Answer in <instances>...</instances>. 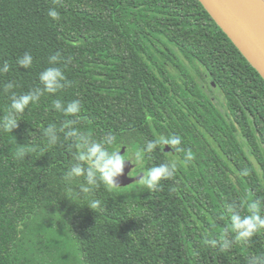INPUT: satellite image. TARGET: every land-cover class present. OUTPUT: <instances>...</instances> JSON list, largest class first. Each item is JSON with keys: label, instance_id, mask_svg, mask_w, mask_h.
I'll return each instance as SVG.
<instances>
[{"label": "trees", "instance_id": "16d2710c", "mask_svg": "<svg viewBox=\"0 0 264 264\" xmlns=\"http://www.w3.org/2000/svg\"><path fill=\"white\" fill-rule=\"evenodd\" d=\"M5 63L0 120L13 95L43 90L47 68L65 79L17 114L12 132L0 123V264H249L264 255V230L236 242L230 221L252 203L264 215V79L199 0H0ZM57 100L80 111L65 114ZM161 136L180 143L150 151ZM94 143L123 152L134 177L175 168L156 190L91 185V161L79 157ZM78 165L84 174L66 180ZM90 200L100 201L94 211Z\"/></svg>", "mask_w": 264, "mask_h": 264}, {"label": "clouds", "instance_id": "9594fccd", "mask_svg": "<svg viewBox=\"0 0 264 264\" xmlns=\"http://www.w3.org/2000/svg\"><path fill=\"white\" fill-rule=\"evenodd\" d=\"M48 15L53 19L58 18L59 13L55 9H50ZM58 60L57 56H52L50 58L51 63H56ZM33 63V57L30 54H25L23 57L18 59V64L23 68H29ZM8 64L5 63L0 72H7ZM65 76L60 68L50 67L40 73L39 80L43 84V90H40L38 94H33L29 92L23 95H13L11 103V113L0 120L3 128L6 131H11L18 127V120L16 119L17 114H23L25 109L32 103H35L39 100L42 95V91H47L48 93H56L62 86L59 83L61 80H64ZM12 84L6 86L7 89H11ZM57 110L62 109V104L59 100L55 101L54 104ZM63 112L65 114H74L80 111V106L73 102L67 104L66 107H63ZM114 138L109 137L107 143L112 144ZM55 138H53V142ZM180 143L179 140L167 139L163 136L156 139L154 142L149 143V150H153L158 146H172L175 147ZM121 151H111L106 150L100 143H94L88 149L87 155H81L79 159L81 161L87 159L91 161V167L86 170V178L89 184L96 185L97 182L103 183L109 190L118 188L116 179L124 174V167L127 162H131L129 159L125 158V155L120 154ZM18 157H23L24 153L18 152ZM191 158V156H190ZM144 159L143 151H138L135 153V160L137 163H141ZM132 163V162H131ZM175 168L174 165L170 166L168 164L161 165L160 167L152 168L150 171H147L145 175L142 176V183L149 189L156 190L160 184V181L170 177L171 170ZM85 169L81 166H76L72 172L68 173L66 180H71L73 174L76 177L83 175ZM85 193H89L88 188H84ZM100 206L99 200H90L87 207L91 210H95ZM251 212L246 216L231 215L230 221L232 226V231L235 233L236 242H244L255 237L259 232L264 230V215L261 214V207L257 203H252L250 205ZM223 240V237L222 239ZM213 244H216L217 241H213ZM222 248H230L231 245L225 240L221 244ZM249 264H264V255H256L249 259Z\"/></svg>", "mask_w": 264, "mask_h": 264}, {"label": "water", "instance_id": "95a60500", "mask_svg": "<svg viewBox=\"0 0 264 264\" xmlns=\"http://www.w3.org/2000/svg\"><path fill=\"white\" fill-rule=\"evenodd\" d=\"M199 1L264 79V0ZM165 151L171 148L166 146ZM134 169L133 163L125 164L124 174L116 179L118 188L141 181L143 175L131 176Z\"/></svg>", "mask_w": 264, "mask_h": 264}, {"label": "rangeland", "instance_id": "374dc122", "mask_svg": "<svg viewBox=\"0 0 264 264\" xmlns=\"http://www.w3.org/2000/svg\"><path fill=\"white\" fill-rule=\"evenodd\" d=\"M135 174V173H134ZM133 176V175H132ZM137 176V175H136ZM134 177V176H133Z\"/></svg>", "mask_w": 264, "mask_h": 264}, {"label": "flooded vegetation", "instance_id": "af4514ba", "mask_svg": "<svg viewBox=\"0 0 264 264\" xmlns=\"http://www.w3.org/2000/svg\"><path fill=\"white\" fill-rule=\"evenodd\" d=\"M131 176H132V174H131Z\"/></svg>", "mask_w": 264, "mask_h": 264}]
</instances>
